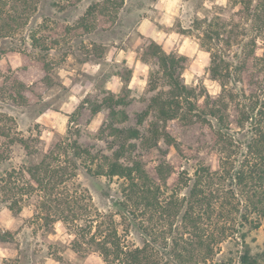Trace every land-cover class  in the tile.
<instances>
[{"label":"trees","instance_id":"16d2710c","mask_svg":"<svg viewBox=\"0 0 264 264\" xmlns=\"http://www.w3.org/2000/svg\"><path fill=\"white\" fill-rule=\"evenodd\" d=\"M122 1L92 3L83 24ZM37 7L38 0H0V203L13 213L31 203L33 220L48 232L61 222L74 252L97 253L105 264H259L250 243L264 218V0H227L211 15L192 19L189 33L209 54V75L220 87L215 95L183 81L184 55L148 44L167 86L148 105L156 117L151 135L176 153V161L163 157L153 166L122 161L126 145L134 146L129 140L139 136L136 128L113 124L126 119L115 109L127 104L123 94L109 92L92 108L96 113L104 106L110 133L122 139L99 163L79 143L77 129L46 142L24 135L1 108L5 101L25 104L34 92L20 78L38 64L26 46L40 54L51 46L41 26L27 28ZM41 69L48 73V64ZM121 77L126 88L129 76ZM169 121L201 128L203 140L178 142ZM14 146L24 151L19 163L11 161ZM82 169L118 179L120 196L97 206L78 180Z\"/></svg>","mask_w":264,"mask_h":264},{"label":"rangeland","instance_id":"374dc122","mask_svg":"<svg viewBox=\"0 0 264 264\" xmlns=\"http://www.w3.org/2000/svg\"><path fill=\"white\" fill-rule=\"evenodd\" d=\"M94 2L102 0H38L27 28L41 26L51 46L44 54L26 46L38 64L23 71L20 78L34 92L25 104L5 101L1 108L15 119L24 135L38 134L46 142L77 129L79 143L95 154V163H99L103 155L112 156L122 139L110 133V118L104 106L96 113L92 108L109 92L123 94L127 104L115 109L123 110L126 119H115L113 124L136 128L139 136L129 140L134 146L126 145L122 161L141 160L145 166H153L163 157L176 161L173 147L151 135L156 117L148 105L167 86L147 46L153 40L166 52L184 55L187 62L182 70L183 81L190 86L203 84L212 95L217 94L220 87L210 78L209 54L189 28L195 15L209 16L214 6H225L227 0H123L119 8L108 3L92 24H83L82 17ZM42 62L48 64V73L41 69ZM122 75L129 76L126 88ZM145 110L148 114L138 123ZM167 130L178 142L196 145L203 140L202 129L197 126L181 127L169 121ZM11 157L13 163H19L23 149L14 146ZM78 180L99 207H106L110 196H120V181L116 178L90 175L82 169ZM33 212L31 203L18 213L0 203V264H105L97 253L74 252L61 222L54 224V232H48L41 221L33 220ZM5 231L9 233L1 239ZM252 236V254L264 264V218Z\"/></svg>","mask_w":264,"mask_h":264},{"label":"water","instance_id":"95a60500","mask_svg":"<svg viewBox=\"0 0 264 264\" xmlns=\"http://www.w3.org/2000/svg\"><path fill=\"white\" fill-rule=\"evenodd\" d=\"M113 200H114V197H113V196H110V197L108 198V202H109V203H112Z\"/></svg>","mask_w":264,"mask_h":264}]
</instances>
